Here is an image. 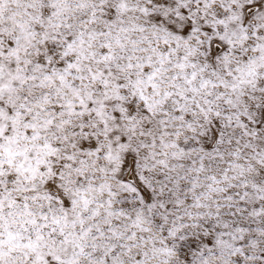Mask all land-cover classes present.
<instances>
[{
	"label": "snow or ice",
	"instance_id": "6c2138e0",
	"mask_svg": "<svg viewBox=\"0 0 264 264\" xmlns=\"http://www.w3.org/2000/svg\"><path fill=\"white\" fill-rule=\"evenodd\" d=\"M0 264H264V0H0Z\"/></svg>",
	"mask_w": 264,
	"mask_h": 264
}]
</instances>
